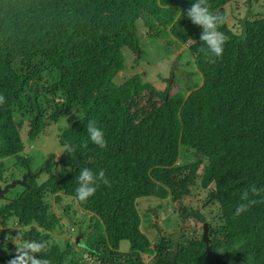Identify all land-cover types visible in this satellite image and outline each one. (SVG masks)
<instances>
[{"label":"trees","instance_id":"1","mask_svg":"<svg viewBox=\"0 0 264 264\" xmlns=\"http://www.w3.org/2000/svg\"><path fill=\"white\" fill-rule=\"evenodd\" d=\"M233 1L208 0L225 20L218 30L227 42L215 57L200 40L202 28L187 17L195 0H0V94L6 98L0 105V183L30 175L15 187L22 189L15 197L7 193L13 202L1 200L0 219L5 226L14 217L28 228L24 239L48 244L38 259L87 264L80 250L89 264H264V194L251 192L252 186L264 189V17L244 19L233 31L224 9ZM139 20L153 35L163 30L188 45L200 86L186 87L190 93L184 95L173 90L174 81L162 80L166 87L158 90L140 74L116 82L126 68L124 50L139 49ZM49 109L53 124L70 113L75 119L58 134L62 155L33 172L24 155L23 124L26 139L35 140ZM90 121L103 130L106 148L91 142ZM181 151L194 152V160L180 165ZM83 167L97 174L103 169L110 181L99 183L85 202L76 198ZM194 189L207 190L205 207L213 217L207 221L198 209L182 213L196 214L190 223H202L203 233L206 224L207 233L192 238L180 226L172 260L170 238L178 230L163 234L156 225H142L136 203L182 202ZM246 191L257 203L236 215L248 203L242 199ZM70 214L81 225L79 217L89 218L77 242L69 232L76 236L75 224L60 228ZM149 230L160 234L156 242ZM54 232L63 240L49 244ZM5 240L0 230V246L10 249ZM121 242L128 250H121ZM15 254L0 257V264Z\"/></svg>","mask_w":264,"mask_h":264},{"label":"rangeland","instance_id":"2","mask_svg":"<svg viewBox=\"0 0 264 264\" xmlns=\"http://www.w3.org/2000/svg\"><path fill=\"white\" fill-rule=\"evenodd\" d=\"M224 9L227 12L226 21L230 27L232 25L231 29L235 31L240 28V25L242 24L241 22H243L244 19L253 21L264 17V0H234L231 4L224 6ZM136 30L139 49L135 54L131 52L128 53V50H124L126 68L115 78L117 83H121L123 80H126L135 74H140L144 78V81L152 83L158 90H162L166 87V82H162V80H166L168 84H171L174 81L175 87L173 90L179 91L184 95L190 93V91H187L186 87L201 85L202 77L198 73L194 65L193 57L190 55L186 46L179 44L169 33L163 30L160 34L153 35L152 32H148V28L145 27L141 20L136 23ZM52 112V109L47 111V118L44 121V126L40 134L33 141L26 139L25 129H27V124H23L24 132H22V138L25 146L24 155L29 157L30 169L33 172L37 167H42V165L51 157L56 156L59 158L62 155L63 149L59 145L58 134L75 119L70 113L59 118V120L53 124L48 119ZM194 158V152L181 151L179 164L190 163ZM7 163L8 166H11L14 164V160H7ZM18 172L21 175L23 170H18ZM21 190L22 189L20 188H15L14 190H11L10 194H14L13 196L15 197L16 193L21 192ZM206 199L207 190L194 189L191 195L184 198L182 202H176L171 199L160 201L155 198H142L137 200L136 204L142 225H156V228H158L163 234H173L174 231L176 232L180 226H182L186 235L189 233L192 238H201L204 234L203 224L198 223L193 225L190 223L191 220H195L193 216L196 214L183 218L182 213H184L185 210H191L193 212L198 209L203 212L201 214H203L205 219L209 221L213 217V209L211 210V208L207 209V207H205L207 205H205ZM4 203L5 202L0 201V207L4 205ZM76 208L80 213L89 215L77 205ZM50 209L54 210L58 217H62L58 207H53V205H51ZM153 211L156 212V216L152 215ZM65 215H67V213ZM79 216L81 215L79 214ZM79 218L82 225L78 221H75L76 218L72 214L69 215L68 219H62L61 230L69 229L71 225L75 224L76 236L81 229L86 233V226L89 222V218L87 216ZM3 224L4 221H1L0 219V230H5V236L7 238L5 242L11 243V248L9 249L0 246V257H7L16 253V245L14 244L13 239L17 236V228H20V226L17 225V221L14 217L8 219L5 226H3ZM23 230L25 234L28 228ZM36 230L40 231L37 228ZM56 232H59V228ZM56 232L49 234V244H54L56 242L55 238L61 237V240H63V235L57 234ZM147 234L153 242H156L160 235L156 230H149ZM67 236L69 235H66L65 237ZM72 236H70V238H72ZM120 248L122 251L128 250V243L121 242ZM78 249L79 248L75 247V250ZM78 255L84 257V260H86L85 263L89 264L92 262L87 257V254L82 253L80 250L78 251ZM143 259L145 263L150 260L147 256H143Z\"/></svg>","mask_w":264,"mask_h":264},{"label":"clouds","instance_id":"3","mask_svg":"<svg viewBox=\"0 0 264 264\" xmlns=\"http://www.w3.org/2000/svg\"><path fill=\"white\" fill-rule=\"evenodd\" d=\"M187 17L193 24L202 28L200 40L206 43L208 52L215 57H221L224 52V45L227 42V37L223 32L219 31L218 28L219 25H222L225 22L224 18L211 11V6L208 0H195L192 6L187 10ZM183 46L188 48V45ZM201 51H204V49H201ZM5 103L6 98L0 94V105H4ZM87 133L93 144L100 148L107 147L105 134L103 130L97 126L96 121H90L88 123ZM82 146L87 148V141H85ZM89 162L90 161H87V163ZM68 171L71 172L72 169L69 168ZM76 180L79 185L76 189V198L81 202L87 201L96 193L99 183H103L105 185L110 184V181L106 178L105 171L103 169H100L97 174L94 173L90 167H83L79 175L76 177ZM251 192L259 196L264 194V189H258L255 186H252ZM13 197L14 196H12V198ZM242 199L248 200L247 191L243 194ZM10 200L13 202V199ZM260 202H264V199ZM256 203V200H248V203H241L236 209V215H240L241 213L247 211L251 205ZM17 229V236L13 239V242L16 245V254L8 262V264H50L48 259L37 258V254L47 251L48 244L35 239H24V230L21 228ZM69 232L72 233L70 235L72 236L73 230L71 229ZM78 236L80 237V235H77L76 237L73 235L70 240H74L76 242V238Z\"/></svg>","mask_w":264,"mask_h":264},{"label":"water","instance_id":"4","mask_svg":"<svg viewBox=\"0 0 264 264\" xmlns=\"http://www.w3.org/2000/svg\"><path fill=\"white\" fill-rule=\"evenodd\" d=\"M29 176L30 175L27 173L21 179L11 181L9 184H6L3 188L0 187V201L6 199L5 198V195L9 192V190H13L16 186H24L25 180ZM153 212H154V214L156 216V212L155 211H153ZM180 233H181V227L178 229V231L176 232V234L170 238L171 242L173 243V249H174V253H173V256H172V260H174V258L176 256V252H177V249H178V240H179V237H180ZM206 233H207V226L205 224V226H204V234H203L204 238L206 237ZM78 240H79V236L76 238V242Z\"/></svg>","mask_w":264,"mask_h":264},{"label":"flooded vegetation","instance_id":"5","mask_svg":"<svg viewBox=\"0 0 264 264\" xmlns=\"http://www.w3.org/2000/svg\"><path fill=\"white\" fill-rule=\"evenodd\" d=\"M0 184H1V183H0ZM0 186L3 188L4 184H1ZM7 195H8V194H7ZM7 195H5V197H6ZM6 199H9V200H7V201H5V202H8V201L10 202V201H11V200H10L11 198H10L9 196H7ZM6 199H5V200H6Z\"/></svg>","mask_w":264,"mask_h":264}]
</instances>
